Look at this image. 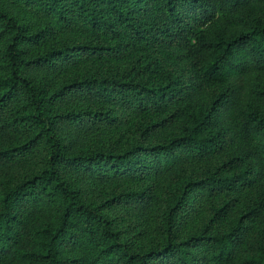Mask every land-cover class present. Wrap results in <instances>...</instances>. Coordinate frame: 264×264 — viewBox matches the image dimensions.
<instances>
[{
  "label": "trees",
  "instance_id": "16d2710c",
  "mask_svg": "<svg viewBox=\"0 0 264 264\" xmlns=\"http://www.w3.org/2000/svg\"><path fill=\"white\" fill-rule=\"evenodd\" d=\"M263 81L264 0H0V264H264Z\"/></svg>",
  "mask_w": 264,
  "mask_h": 264
},
{
  "label": "rangeland",
  "instance_id": "374dc122",
  "mask_svg": "<svg viewBox=\"0 0 264 264\" xmlns=\"http://www.w3.org/2000/svg\"><path fill=\"white\" fill-rule=\"evenodd\" d=\"M113 67H115V68H117V69H120V68H121L122 71H129V70L131 69V64L125 62L124 64H122V63H120V64H113ZM132 71H133V70H131V72H132ZM263 82H264V81H263ZM263 82H261V84H262Z\"/></svg>",
  "mask_w": 264,
  "mask_h": 264
}]
</instances>
